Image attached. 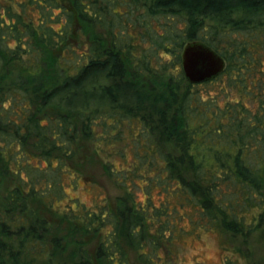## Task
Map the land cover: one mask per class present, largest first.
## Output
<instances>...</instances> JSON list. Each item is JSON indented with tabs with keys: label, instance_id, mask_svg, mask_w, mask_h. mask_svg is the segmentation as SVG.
<instances>
[{
	"label": "trees",
	"instance_id": "16d2710c",
	"mask_svg": "<svg viewBox=\"0 0 264 264\" xmlns=\"http://www.w3.org/2000/svg\"><path fill=\"white\" fill-rule=\"evenodd\" d=\"M189 42L223 71L188 83ZM86 144L112 202L64 190ZM213 228L264 230V0H0V264H179L175 242Z\"/></svg>",
	"mask_w": 264,
	"mask_h": 264
},
{
	"label": "rangeland",
	"instance_id": "374dc122",
	"mask_svg": "<svg viewBox=\"0 0 264 264\" xmlns=\"http://www.w3.org/2000/svg\"><path fill=\"white\" fill-rule=\"evenodd\" d=\"M174 22L172 21V25L174 28L182 27L181 17H174ZM211 90L213 88H203L201 89L203 92ZM213 95V92H210ZM205 97V96H204ZM134 135L129 140L127 145H129V141L134 140V144H137L136 150L138 153V157L142 156L138 150L139 145L137 143V134L136 131L133 132ZM85 147L87 151H84L83 148L80 149V154L83 155L80 158L81 162H78V169L82 173V175L88 179L78 178L74 182V188L70 186L69 179H64L62 183L64 184V190L68 194L69 197H77L78 200L84 203L86 206H92L95 200H101L103 198L108 201H113V199L121 194L113 182L104 174L101 168V160L97 159L94 153L91 150L89 144H86ZM104 148V147H103ZM112 155V156H111ZM105 157L110 160L114 165L126 166V164L131 159V154L128 152L126 156V162L122 163L109 151H106ZM101 161V162H100ZM139 167L138 170H134L137 173L136 176L131 178L132 183H136L138 181H148L151 184V174L145 170V167H140V163L138 159H135L133 162V167ZM122 171V170H120ZM148 184V185H149ZM168 194L173 192L171 189L170 192L166 191ZM140 200H143V195L137 191ZM156 192H150L151 201L156 205ZM102 202V201H101ZM64 202H60V206H63ZM183 214V212H182ZM169 215H171L169 213ZM188 224L186 221L180 223V226H184L183 228L188 231ZM208 230L206 232L199 233L198 235H192L190 233L185 234L181 240L175 242L173 246V252L176 255V259L179 264H224L225 257H230L233 259L234 264H264V230L260 232H255L252 236L247 239L242 237L229 238L228 236L222 235L219 231ZM221 241H226L229 244V247L236 250V256L232 254V256L224 255V251L220 249ZM225 256V257H224ZM228 258L226 260V264H232V260Z\"/></svg>",
	"mask_w": 264,
	"mask_h": 264
},
{
	"label": "water",
	"instance_id": "95a60500",
	"mask_svg": "<svg viewBox=\"0 0 264 264\" xmlns=\"http://www.w3.org/2000/svg\"><path fill=\"white\" fill-rule=\"evenodd\" d=\"M184 78L190 84H201L218 76L224 69V60L202 42H189L180 55Z\"/></svg>",
	"mask_w": 264,
	"mask_h": 264
}]
</instances>
